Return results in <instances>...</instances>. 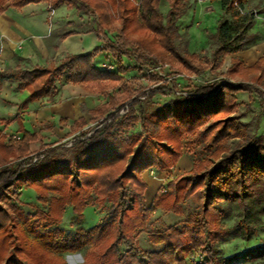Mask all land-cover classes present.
Wrapping results in <instances>:
<instances>
[{"label": "trees", "instance_id": "16d2710c", "mask_svg": "<svg viewBox=\"0 0 264 264\" xmlns=\"http://www.w3.org/2000/svg\"><path fill=\"white\" fill-rule=\"evenodd\" d=\"M162 1L170 6L166 17L160 11ZM80 2L86 7H81ZM185 2L140 0L136 6L133 0H0V14L7 6L22 9L38 3H47L51 10L63 5L79 11L92 9L98 17L93 32L107 39L109 34H117L115 39H108L107 46L97 47L88 55L69 56L57 67L30 71L18 67L0 72V86L6 81L17 82L18 90L30 92L32 102L54 98L62 79L110 97L90 111L100 128L87 136L82 131L87 124L84 118L72 127L73 133L81 131L86 138L69 150L68 172L61 171L60 162L65 156L55 149L40 163L25 160L26 164H14L35 154L31 146L40 141L37 133L22 130L19 139L0 138V264H55L50 262L51 253L76 254L88 246L94 252L86 255L85 264H188L190 243L203 248L209 256L205 264H217L213 244L223 231L217 228L220 212L215 205L242 204L255 187L264 192V145L251 138L247 127L234 115L239 110L235 104L239 93H254L264 101V57L250 67L239 58L232 59L226 77L236 81V86H201L195 93L151 112L140 105L157 91L135 94L136 90L133 92L129 83L124 82L110 96L109 92L126 79L119 73L97 68L94 63L97 56L110 52L118 57L134 56L138 62L152 66L171 62L186 71L202 72L210 64L212 68L221 67L225 56L237 54L249 45L253 15L242 14L235 8L236 2L243 8L248 0H231L225 4V13L231 14V19L224 14L219 20L212 57L200 63L196 54L181 53L176 41L178 22L186 13ZM116 15L121 21L119 28L115 25ZM122 110L127 111L123 116ZM137 125L140 132L127 133ZM188 136H196L209 156L200 167L171 181V193L156 198L147 207L144 173L173 168ZM229 138L238 139L233 149L226 146ZM25 188L34 189L38 202L47 207L38 209L34 217L46 221L48 226L61 224L66 208L72 207L79 225L75 232L48 231L38 236L39 244L30 239L16 217L17 207L3 205L10 197L20 198ZM198 190L204 195L202 211L188 214L183 226L154 232L150 238L154 249L137 246L139 231L158 208L181 213L180 203L187 204ZM107 203L108 215L95 227L85 229V208Z\"/></svg>", "mask_w": 264, "mask_h": 264}, {"label": "rangeland", "instance_id": "374dc122", "mask_svg": "<svg viewBox=\"0 0 264 264\" xmlns=\"http://www.w3.org/2000/svg\"><path fill=\"white\" fill-rule=\"evenodd\" d=\"M229 1L231 0H186V13L178 22L179 37L176 41L181 53L196 54L200 63L212 57V53L216 49L214 34L216 33L219 20L226 14L225 4ZM133 2L136 6L140 4V0H133ZM80 5H82L81 7H86V4L83 5L82 2H80ZM84 8L80 11L75 7L68 8V26L71 29L83 32L96 29L97 15L91 8L87 7V9H91L90 13ZM169 8L167 1L161 2L160 11L164 17L167 16ZM243 11L245 14H252L254 20V27L249 34V45L244 49L248 50L264 35V0H248L243 6ZM226 17L231 19V14H226ZM115 25L117 28L121 26V21L117 15ZM116 35V33L109 34L107 37L109 40H113ZM101 39L103 45L107 46L108 39L105 36ZM235 56L236 54L225 56L221 67L214 66L212 68V64H210L205 70L201 68L203 69L202 72H194L184 70V67L177 65V63L168 62V64L152 66L149 62H138V59L134 56L118 57L113 56L110 52H105L101 56L99 67L103 70L119 73L126 79L109 92L110 96L113 92L120 90L124 82L129 83L128 85L133 92L136 90L135 94L139 93L138 91H157L152 98L142 100L140 105L146 112H151L172 100L195 93L196 89L201 86H209L215 83L236 86V81L226 77L227 71L232 66V59L236 58ZM62 82H65V79H62L59 83ZM99 99L103 102H108L110 97L101 96ZM235 104L239 106V110L234 115L239 117L240 122L247 127L250 137L258 144L264 145V101L254 93L242 92L237 95ZM138 110L140 109L138 108ZM126 113L127 111L122 110L120 115L123 116ZM209 124L210 122L207 126ZM98 128L100 127L95 123L83 131L89 136ZM34 131L41 134L40 141L31 146L35 154L14 164H26L25 160L29 163L32 156H43L44 158L39 161L40 163L48 158L47 155L51 154L49 151L55 149L57 154L65 156L60 162L61 171L68 172L70 167L69 150L77 142L84 140L86 136H82L81 132H78L69 138L68 136L59 138L48 129L46 123L40 127L39 125L34 127ZM140 131V127L137 125L134 129L127 131V133L133 134ZM57 133L62 135L59 130H57ZM14 136L18 137L16 132ZM237 141L238 139L236 138H229L226 146L229 149H233ZM182 143V155L173 168L164 172L151 170L144 173L143 179L149 188V192L146 191L148 192L147 207H150L156 198L170 194L171 190H169L168 184L179 176L191 172L194 167H200L210 154L202 149L203 143L198 141L196 136H188ZM212 161L218 160L212 158ZM21 195L18 199L10 197L4 200L3 205L8 204L17 207L18 210L15 213L19 223L25 234L30 239L35 240L37 244L40 243L38 236L48 231L61 229L65 234H73L78 228L79 225L72 207L66 208L61 224L48 226L46 221L34 217L38 209L47 210V207L38 202L36 191L32 188H25ZM51 196L58 197L57 194H51ZM203 203V192L198 190L187 204L180 203L181 213L169 212L166 209L158 208L151 215L149 223L141 232L139 231L136 237L137 246L144 250L154 249L150 242L151 235L154 232L165 230L172 226H183L188 214L202 211ZM109 206L110 204L107 203L104 206L86 207L83 213V227L91 229L99 224L108 215ZM215 207L220 212V221L217 228L223 231L221 237L213 244L216 263L264 264L263 190L255 187L242 204L222 202L216 204ZM189 245L188 264H205L209 261V256L203 251V248H196L193 243ZM92 252H94V249L88 246L76 254L56 255L51 253L49 259H51L50 262L55 264H85L86 255Z\"/></svg>", "mask_w": 264, "mask_h": 264}, {"label": "crops", "instance_id": "0c3cea01", "mask_svg": "<svg viewBox=\"0 0 264 264\" xmlns=\"http://www.w3.org/2000/svg\"><path fill=\"white\" fill-rule=\"evenodd\" d=\"M102 37L93 31L71 29L67 5L55 10H51L47 3L29 4L22 9L7 6L0 14V72L18 67L27 71L57 67L69 56L88 55L97 47H103ZM102 55L94 59L97 68H100ZM235 57L249 67L253 66L264 57V35L255 45ZM17 86L18 83L12 81L0 86V138H15V132L22 137V130L41 135L34 131V127L45 123L57 137L69 138L78 133L72 132L77 120H86L82 131L95 124L90 111L106 103L99 99L102 95L66 81L58 83V93L54 98L34 102L29 100L28 90L20 91ZM23 192L24 189L21 194Z\"/></svg>", "mask_w": 264, "mask_h": 264}, {"label": "built area", "instance_id": "2783aa9c", "mask_svg": "<svg viewBox=\"0 0 264 264\" xmlns=\"http://www.w3.org/2000/svg\"><path fill=\"white\" fill-rule=\"evenodd\" d=\"M235 8L237 10H239L242 14H245L244 11H243V8L239 5L238 2L235 3ZM15 138L19 139V137H15ZM43 158H44L43 156H41V157L40 156H32L31 157V162L32 163H37V162L41 161Z\"/></svg>", "mask_w": 264, "mask_h": 264}]
</instances>
